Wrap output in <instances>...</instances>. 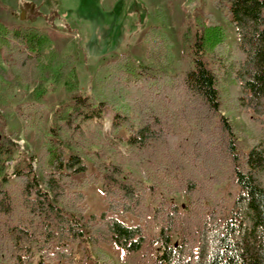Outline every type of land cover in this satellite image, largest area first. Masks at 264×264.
<instances>
[{
    "label": "trees",
    "instance_id": "trees-1",
    "mask_svg": "<svg viewBox=\"0 0 264 264\" xmlns=\"http://www.w3.org/2000/svg\"><path fill=\"white\" fill-rule=\"evenodd\" d=\"M214 2L232 45L215 13L189 15L181 56L156 30L145 59L101 62L86 93L45 27L0 20V264H85L84 243L122 264H264V0ZM36 80L51 86L16 97ZM10 109L32 148L6 129ZM85 183L100 185V213Z\"/></svg>",
    "mask_w": 264,
    "mask_h": 264
},
{
    "label": "rangeland",
    "instance_id": "rangeland-1",
    "mask_svg": "<svg viewBox=\"0 0 264 264\" xmlns=\"http://www.w3.org/2000/svg\"><path fill=\"white\" fill-rule=\"evenodd\" d=\"M22 12L25 17L21 18ZM213 12L220 19L230 45L235 39L232 25L216 9L214 0H0V20L8 25H37L45 27L51 34L52 44L61 55L73 53L82 81V91L89 92L92 73L101 62L113 58L122 51H129L139 59L146 58L147 38L156 30L171 48L175 56H181L182 31L189 15L199 17ZM155 26V27H152ZM150 32L146 35V30ZM4 68L7 69L4 61ZM42 86H51L50 81L36 80L28 88L29 93H18L16 97L28 99L31 92ZM68 97L62 90H49L46 101L55 107ZM6 129L19 132L18 141L24 146L33 147L27 138L23 121L13 110H8ZM243 134L253 131V122L245 112L230 113ZM112 112L108 111L104 120L105 128L110 129ZM83 190L88 194L90 212L100 213L106 208L104 195L98 184L85 183ZM227 185L218 190L226 194ZM173 198L186 201L181 195ZM100 249L92 246L75 245L76 259L85 264H122L118 257H99Z\"/></svg>",
    "mask_w": 264,
    "mask_h": 264
},
{
    "label": "water",
    "instance_id": "water-1",
    "mask_svg": "<svg viewBox=\"0 0 264 264\" xmlns=\"http://www.w3.org/2000/svg\"><path fill=\"white\" fill-rule=\"evenodd\" d=\"M24 17H25V13L22 12V14H21V18H24Z\"/></svg>",
    "mask_w": 264,
    "mask_h": 264
}]
</instances>
